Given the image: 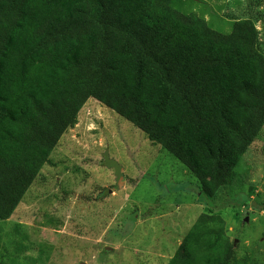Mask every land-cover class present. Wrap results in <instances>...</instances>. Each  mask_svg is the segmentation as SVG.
Returning <instances> with one entry per match:
<instances>
[{"label":"trees","instance_id":"16d2710c","mask_svg":"<svg viewBox=\"0 0 264 264\" xmlns=\"http://www.w3.org/2000/svg\"><path fill=\"white\" fill-rule=\"evenodd\" d=\"M14 64L47 72L39 94L0 65V197L25 194L74 119L43 105L50 83L79 88L183 164L211 196L232 176L264 127V56L251 17L231 32L179 10L182 0H44L55 10ZM38 0H0V60ZM176 5V6H173ZM73 16L66 20L68 15ZM12 193V195H11ZM224 221L201 214L168 264H231Z\"/></svg>","mask_w":264,"mask_h":264},{"label":"rangeland","instance_id":"374dc122","mask_svg":"<svg viewBox=\"0 0 264 264\" xmlns=\"http://www.w3.org/2000/svg\"><path fill=\"white\" fill-rule=\"evenodd\" d=\"M38 1L42 11L25 10L23 27L0 60L4 75L35 94L51 74L22 67L18 78L14 64L63 8ZM182 1L181 12L223 34L251 17L264 56V0ZM78 79L61 75L41 96L43 105L55 104L76 125L25 194L0 197V264H168L201 214L223 219L231 264H264V127L231 178L208 196L193 173L91 100ZM119 169L124 183L118 188Z\"/></svg>","mask_w":264,"mask_h":264},{"label":"water","instance_id":"95a60500","mask_svg":"<svg viewBox=\"0 0 264 264\" xmlns=\"http://www.w3.org/2000/svg\"><path fill=\"white\" fill-rule=\"evenodd\" d=\"M122 170L119 169L117 171V176H118V180H117V187L119 188L123 183H124V177L123 175L121 174Z\"/></svg>","mask_w":264,"mask_h":264}]
</instances>
